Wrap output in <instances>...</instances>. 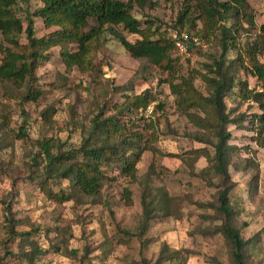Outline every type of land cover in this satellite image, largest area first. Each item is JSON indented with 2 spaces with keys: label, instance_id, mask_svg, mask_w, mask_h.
I'll return each mask as SVG.
<instances>
[{
  "label": "rangeland",
  "instance_id": "rangeland-1",
  "mask_svg": "<svg viewBox=\"0 0 264 264\" xmlns=\"http://www.w3.org/2000/svg\"><path fill=\"white\" fill-rule=\"evenodd\" d=\"M42 1L29 0L26 5L19 3L18 15L24 18L21 9H28L32 14L43 6ZM153 2H157L155 8H146L143 12L135 10L134 16L142 23L151 21L154 28L159 29V34L168 35L183 0ZM248 4L258 28L264 23V0H248ZM33 22L36 38L54 30H47L40 19L34 18ZM90 25L95 24L90 22ZM197 29H201L199 23ZM242 29L237 39L240 47L250 43L256 32L246 25ZM117 30L132 44L139 40L138 36ZM20 44H26L25 35L21 36ZM71 49H75V46ZM192 51V54L179 60L178 79L195 77L194 88L206 97L209 93L201 76H214L209 74V66L218 60L222 52L216 43L207 42L199 43ZM49 55V60L43 61L35 71L36 84L33 86L41 92V97L35 103L22 104L19 100L8 102L3 90H0L1 109L10 114L6 126L0 120V144L3 146L0 151V200H7L11 211L8 213L6 206L0 205V258L6 264H27L18 263L10 255H19L22 249L28 253V244H33L34 248L38 247L44 252L34 264H81L83 256L82 264H211L212 260L232 264L221 236L203 237L198 233V230L206 231L218 222L204 218L211 217L212 211H198L194 205L215 203L220 185L212 176L202 175L207 167L205 159L193 162L189 156L192 151L203 149L204 145L192 140L199 131L177 107L176 98L164 83L167 75L147 65L145 60L131 57L109 35H104L99 49L87 57L91 61L88 67L68 70L57 47L52 48ZM235 57V52L227 53L226 59L230 62L227 61L223 67L227 77H233L236 85L239 81H245L249 89L257 90L259 86L256 80L231 63ZM259 61L264 65V57ZM130 84L134 85L133 95L149 91L156 101L150 106L161 104L163 107L155 116L146 119L154 124L151 133L158 138L152 144L155 151L141 155L136 166L137 182L121 177L116 170H112L116 180L105 184L97 196L76 195L72 201L64 204L49 201L37 183L29 179L34 174L30 153L39 151L36 143L48 141L55 146L53 153H57L58 145H62V151L77 149L81 143L79 127H87L97 114L95 108L104 103L108 107L105 115H112L114 102L120 105L124 102L121 92L116 90L125 89ZM132 93L128 92L127 95ZM238 93V88H235L233 94L224 100L226 113L234 111L231 118L258 111L256 106L241 103ZM46 114H50V117ZM141 116L135 113L124 121ZM250 127L248 121L240 127L233 124L225 127L231 135L228 145L236 149L229 168L230 197L242 210L236 222L241 237L244 241H250L245 249L246 263L264 264V147L256 141V134L249 130ZM20 129L25 139L20 138ZM209 153L212 155L210 149ZM147 177L155 203H160L166 194V198H173L171 208L181 217L179 221L157 217L140 235V197ZM248 181H251V186L255 184L256 189L249 188ZM56 183L60 184L59 188L52 182L48 186L52 193L69 186L67 181ZM125 189L131 193L129 206L123 199ZM242 224H246V227H242ZM11 225L17 235H27L11 239ZM123 232L130 233V238H125ZM26 240L28 242L24 244ZM55 246L60 248L61 253L64 249L78 250L80 253L77 259H72L57 253ZM173 251L181 252L177 259Z\"/></svg>",
  "mask_w": 264,
  "mask_h": 264
},
{
  "label": "trees",
  "instance_id": "trees-1",
  "mask_svg": "<svg viewBox=\"0 0 264 264\" xmlns=\"http://www.w3.org/2000/svg\"><path fill=\"white\" fill-rule=\"evenodd\" d=\"M29 0H0V90L4 92L6 101H20L22 104L35 103L41 92L35 85V71L44 61L49 60V51L59 48V56L64 66L70 70L75 67L90 66L87 57L99 49L100 40L104 35L114 37L119 45L133 58L145 60L146 64L161 70L167 75L165 84L170 93L176 98V105L188 121L199 131L192 140L204 145L203 149L192 151L189 156L193 162L200 158L205 159L206 169L202 172L208 174L219 182L220 190L217 192L215 203H195V210H210L213 215L204 217L206 220L218 222L206 231H199L203 237L221 236L229 253L232 264H247L245 249L250 241H244L236 222L241 216V209L231 200V180L229 168L232 164L235 147L228 145L231 135L226 131L228 124L241 126L248 121L250 131L256 134V141L264 147V65L259 59L264 57V23L258 28L255 25V16L248 4V0H183L180 11L171 33L159 34V29L154 28L151 21L141 22L134 16L135 10L143 12L146 8L153 9L157 2L153 0H43V6L32 14L28 9H21L24 13L22 19L19 13V3L26 5ZM40 19L47 30H52L41 38L35 37L33 19ZM90 22L95 24L90 25ZM201 29H197V24ZM24 24L26 25L24 27ZM255 29V37L243 47L239 46L237 39L242 26ZM91 26V27H90ZM88 29L87 32L86 29ZM117 29L130 35L139 37L135 43L126 40ZM25 35L26 44H20V38ZM216 43L222 52L218 60L209 66V74L213 77L201 76L205 83L208 95L203 97L194 88L195 77L178 79L179 60L188 54L199 43ZM102 44V43H101ZM178 45L182 46L181 49ZM75 46V49H71ZM235 52L236 57L231 61L239 71L253 77L259 88L249 89L248 83L239 81L235 84L233 77H227L224 65L227 63V53ZM230 62V61H228ZM178 82V83H177ZM238 88V99L241 103L255 107L258 111L251 115H238L231 118L233 110L226 113L224 100ZM134 85L117 89L121 92L123 103L114 102L112 115L106 116L107 103L96 107L97 114L90 120L87 127L81 129V143L77 149L62 151L58 145L57 153H53L54 145L48 141L37 142L39 151L30 153L34 174L29 178L36 182L40 191L49 201L64 204L72 201L76 195L94 197L99 195L105 184L114 182L112 170L119 176L136 181V166L144 152L155 151L152 144L158 138L151 133L155 126L146 119L155 116L157 111H162L161 104L152 107L151 114H145L147 108L153 104L155 97L144 91L133 95ZM130 92L132 95H127ZM200 112V114H198ZM143 115L135 120L124 121L133 114ZM50 117V114H46ZM137 116V115H136ZM146 117V118H145ZM0 120L6 126L10 121V114L5 113L0 106ZM147 122V123H146ZM20 138L26 136L20 129ZM3 146L0 144V151ZM212 152V155L209 153ZM174 157V156H173ZM148 176V175H147ZM146 178L140 197L141 233L155 218H172L180 220L181 215L176 214L171 208L173 198L162 199L155 203ZM67 181L68 187L52 193L49 184ZM50 182V183H49ZM248 186L252 190L256 185ZM131 193L128 189L123 191V199L127 206L131 205ZM172 201V202H171ZM0 205L6 206L10 213L7 200H0ZM246 227V224H242ZM9 228V237L23 238L27 234L14 232L12 225ZM125 238H130V233L123 232ZM139 235V236H140ZM26 244L28 241H23ZM123 244L126 242L121 241ZM29 252L23 249L19 255L10 256L17 259L18 263L34 264L44 252L33 244H28ZM168 250V247H165ZM57 253L66 257L77 259L78 250H61L54 247ZM87 253V251H84ZM185 252V251H184ZM179 251H173L175 259ZM81 257L80 262L84 260ZM162 261L169 259H160ZM0 264H6L0 258ZM211 264H220L212 260Z\"/></svg>",
  "mask_w": 264,
  "mask_h": 264
},
{
  "label": "built area",
  "instance_id": "built-area-1",
  "mask_svg": "<svg viewBox=\"0 0 264 264\" xmlns=\"http://www.w3.org/2000/svg\"><path fill=\"white\" fill-rule=\"evenodd\" d=\"M178 47L181 48L180 45H178ZM151 112H152V109L149 107V108H147V110L145 111V114L149 115V114H151Z\"/></svg>",
  "mask_w": 264,
  "mask_h": 264
},
{
  "label": "clouds",
  "instance_id": "clouds-1",
  "mask_svg": "<svg viewBox=\"0 0 264 264\" xmlns=\"http://www.w3.org/2000/svg\"><path fill=\"white\" fill-rule=\"evenodd\" d=\"M149 107L152 109V107H151V106H149ZM149 107H148V108H149Z\"/></svg>",
  "mask_w": 264,
  "mask_h": 264
}]
</instances>
